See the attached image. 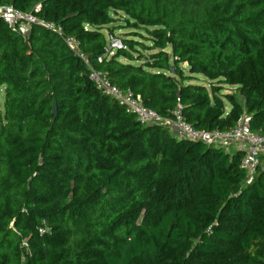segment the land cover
I'll list each match as a JSON object with an SVG mask.
<instances>
[{
    "label": "trees",
    "instance_id": "1",
    "mask_svg": "<svg viewBox=\"0 0 264 264\" xmlns=\"http://www.w3.org/2000/svg\"><path fill=\"white\" fill-rule=\"evenodd\" d=\"M0 5L63 34L34 23L22 36L0 20V264H264V163L247 182L241 150L140 124L62 37L162 118L179 100L197 130L227 131L245 114L263 134L264 0ZM114 15L150 45L124 39L137 57L119 50L97 62Z\"/></svg>",
    "mask_w": 264,
    "mask_h": 264
},
{
    "label": "built area",
    "instance_id": "2",
    "mask_svg": "<svg viewBox=\"0 0 264 264\" xmlns=\"http://www.w3.org/2000/svg\"><path fill=\"white\" fill-rule=\"evenodd\" d=\"M40 5H36L35 10ZM0 20L9 27L16 29L20 35L26 36L32 24L36 23L44 28L63 35L61 27L53 22L44 21L34 16L32 11H19L11 6L0 5ZM65 44L78 58L86 65L89 79L96 88L105 95L115 99L122 105L124 110L133 115L142 125L167 124L171 126L177 137L188 141H201L216 148L229 151L241 150L242 157L240 167L246 173L247 182L252 181L258 168L264 163V133H258L250 127V117L242 115L236 124L229 130H197L183 119L182 105L177 101L171 111L170 118H162L155 110L146 107L139 95L133 94L130 90L121 91L112 84L102 73L90 62L88 55L79 48V43L73 37L62 36ZM119 50H129L122 38L114 32L106 36L105 52L97 57V62H101L103 57L109 59Z\"/></svg>",
    "mask_w": 264,
    "mask_h": 264
},
{
    "label": "rangeland",
    "instance_id": "3",
    "mask_svg": "<svg viewBox=\"0 0 264 264\" xmlns=\"http://www.w3.org/2000/svg\"><path fill=\"white\" fill-rule=\"evenodd\" d=\"M120 14L122 15L121 12H120ZM121 15H120V16H121ZM114 17L116 18V22H115L114 24H112V25L110 26V28H108L107 30H106V29H103V30H102V32H103L104 35H105V38H106V36H107L108 33H110V32H114V33H116L117 36H119V37L122 38L123 40H124V39H129V38H131V39H134V40L142 41V42L144 43V45H150V42L147 41L145 38L135 37V36H133V37H132V36H128L129 31H135V32L141 33L142 35L146 36V32H145L144 30L135 29V28L132 29V28H128V27H126V26H123V25H125V24H124V21H123V18H122V17H119V16H117V15H114ZM129 51L133 54L134 57H137V53L134 52V50L129 49ZM151 52H153V51H146V50L140 48V52H139V53H141V54L147 56V55H149ZM120 59H121V61H123V62H126V61H127V59L124 58V57H120ZM144 61H145L144 59H142V60H134V61H133V64H141V63L144 62ZM198 78L203 80V77H202V76H198ZM231 89H232V88H224V89H222V90L220 91V94H221L220 97H221V99H222V101H223V104H224V110H225V111H227V110L231 107V105H230L228 99L226 98V95H233V94H232V93H233V92H232L233 90H231ZM236 99H237L238 102L241 101V99H240L239 97L236 98ZM169 127H170V129L172 130V132L175 133V132L173 131L172 127H171V126H169Z\"/></svg>",
    "mask_w": 264,
    "mask_h": 264
},
{
    "label": "water",
    "instance_id": "4",
    "mask_svg": "<svg viewBox=\"0 0 264 264\" xmlns=\"http://www.w3.org/2000/svg\"><path fill=\"white\" fill-rule=\"evenodd\" d=\"M53 112H55V105H54V107H53Z\"/></svg>",
    "mask_w": 264,
    "mask_h": 264
},
{
    "label": "crops",
    "instance_id": "5",
    "mask_svg": "<svg viewBox=\"0 0 264 264\" xmlns=\"http://www.w3.org/2000/svg\"><path fill=\"white\" fill-rule=\"evenodd\" d=\"M230 151H232V150H229L228 152H230Z\"/></svg>",
    "mask_w": 264,
    "mask_h": 264
}]
</instances>
